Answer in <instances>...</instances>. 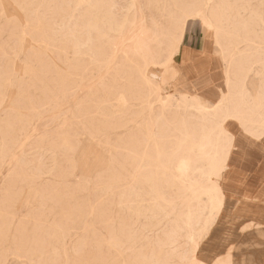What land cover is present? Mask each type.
Segmentation results:
<instances>
[{"label":"rangeland","instance_id":"obj_1","mask_svg":"<svg viewBox=\"0 0 264 264\" xmlns=\"http://www.w3.org/2000/svg\"><path fill=\"white\" fill-rule=\"evenodd\" d=\"M104 1L117 21L137 28L142 18L150 21L142 0L132 9V0ZM90 5L0 0V264H238L250 254L237 242L264 229V165L244 160L238 122H227L235 137L228 169L204 184L219 183L225 192L207 231L201 218L192 240L185 227L170 233L180 210L200 209L206 199L184 189L182 177L162 188V124L165 147L174 145L182 120L199 127L184 97L217 105L228 93L214 32L185 21L182 41L205 37L215 60L209 78L187 83L177 76L180 46L173 52L163 44L148 63L126 62L130 24L123 33L104 27L102 41L85 45ZM259 79L251 73L247 85ZM155 90L182 107L162 114ZM207 163L198 156L196 168L205 171ZM162 206L169 212L162 215Z\"/></svg>","mask_w":264,"mask_h":264},{"label":"bare ground","instance_id":"obj_2","mask_svg":"<svg viewBox=\"0 0 264 264\" xmlns=\"http://www.w3.org/2000/svg\"><path fill=\"white\" fill-rule=\"evenodd\" d=\"M137 1L132 0L128 9H132L137 4ZM142 1L146 7L152 9V14L150 21L142 18L141 27L137 28L135 24L133 25V21H117L111 16L110 9L106 8L107 5L104 0H79L80 4L89 2L90 5L91 2V8L85 12L86 36L84 44H89L90 47L94 42L97 44L102 41L105 33L104 27L119 33L134 32L131 37L133 40L132 44L122 51L125 53V60L128 64H132L135 61L148 63L152 61L154 54L163 44H166L169 49L173 48V44L177 48L180 46L184 25L181 28L179 21L185 16L201 10V5H233L235 7H213L211 9L217 16H223L225 19L220 32L219 51L224 55V60L226 61V84L228 89V74H231L232 90L230 96L225 92L222 97L225 98L226 107H230L238 115H246L252 127L258 130L261 122V108L264 106V62H262L260 56L261 45L264 44V19L261 17V0L258 6L255 7L252 0ZM246 5L251 7H245ZM104 7L107 12L103 11ZM89 13L90 17H88ZM164 13L168 17L167 20L166 18L164 20L159 19V17L165 16ZM129 24L130 27L128 28ZM126 28L128 29L126 30ZM178 29L179 38L177 39ZM214 34L217 45V34L215 32ZM242 43L245 44V47L240 48ZM94 52L100 59L98 51L95 50ZM251 52L253 55H249ZM116 60L117 53L114 52L110 61L114 62ZM166 72L163 74V80L166 79ZM251 73L260 75V83L255 81L252 86L247 85L246 78ZM151 92L155 93L156 101H162V114L168 109V106L174 110H179L182 107L174 99L166 101L163 94L156 90ZM119 102L121 105H125L127 102L124 94L120 96ZM220 103L221 99L218 104ZM183 104L185 109L194 111L195 122H197L199 127L195 131L193 124L196 123H193L194 121L182 120L180 126L183 130H181L183 137L181 136L179 140L175 138L174 145L171 142L169 146L165 147L163 135L165 130L162 124V177H164L162 188L167 185L168 180L182 177L184 179V189L194 190L193 197L197 200L199 198L206 199H204L205 204L200 209H198L199 207H189L187 210H180L174 217L173 221L175 224L172 226L170 233H176L185 227L188 229V239L192 240L194 224L200 223L201 218H204L205 223L202 225L201 230L205 232L208 229V225L221 212L225 196L221 185L218 183L211 187H205L204 184L212 175L223 173L232 147L225 153L224 144L217 129L219 113L210 110L214 109L216 105L204 102L198 96L184 97ZM237 121L239 122V120ZM198 156H202L208 161V167L205 171H198L196 168ZM221 160H223L222 164ZM168 212L169 209H164L162 206V215ZM112 242L114 241L112 240ZM198 264L204 263L200 261ZM227 264H231V262H227Z\"/></svg>","mask_w":264,"mask_h":264},{"label":"crops","instance_id":"obj_3","mask_svg":"<svg viewBox=\"0 0 264 264\" xmlns=\"http://www.w3.org/2000/svg\"><path fill=\"white\" fill-rule=\"evenodd\" d=\"M184 32L185 31L182 33L180 42L181 45L176 55V67L178 69L177 76L178 79L182 80L183 82L198 83L212 75L215 67V60L212 55L209 41H206L205 37L191 36V38H186L182 41ZM197 45H199V47H196ZM190 52H203L204 55L200 56L199 59H193V57L189 55ZM238 124L240 126L239 122ZM240 148L244 150L245 161L248 162V159L252 158L256 160V166L264 165V143H262L259 138L250 140L248 137H246V140L242 142ZM228 166L229 164L227 161L225 170L228 169ZM222 175L223 173L221 174V177ZM237 244H239V250H247L250 254L246 255L245 258L240 259L238 264H264V257L254 256L251 254V252L264 251V229H256V231H254V239L252 241L242 243L240 241L237 242Z\"/></svg>","mask_w":264,"mask_h":264},{"label":"snow or ice","instance_id":"obj_4","mask_svg":"<svg viewBox=\"0 0 264 264\" xmlns=\"http://www.w3.org/2000/svg\"><path fill=\"white\" fill-rule=\"evenodd\" d=\"M213 7L217 8H232L235 7L233 5H216L213 6L212 4H206L201 5L199 11H196L194 13H191L188 16H185L179 21V26L182 28L185 20L187 19H196L200 23L203 24L206 32H215L217 34V47L219 49L220 47V32L221 27L225 23V19L223 16H217L215 13L211 11ZM245 7H251L250 5H246ZM261 17L264 19V0H261ZM179 38V29L177 31V39ZM196 47H199L197 45ZM173 52L175 51V44H173L172 48ZM189 55L193 57V59H199L200 56L204 55L203 52L197 53V52H190ZM260 56L262 62H264V44L261 45V51ZM229 89H228V95H231L232 90V79L231 74L229 73ZM225 98H221V103L217 104L214 109H210L212 111H216L219 113V117L217 120V129L219 132V135L223 141L225 153H227L231 147L233 146V142L235 140V137L231 132L227 129V121L229 120H239L240 123V129L243 135L248 137L250 140H255L257 138L260 139L262 143H264V106L261 108V116H260V127L257 131L254 127H252L251 122L249 121L248 117L246 115H238L236 111L231 109L230 107L225 106ZM223 163V160H221V164ZM79 264H84V262H79Z\"/></svg>","mask_w":264,"mask_h":264}]
</instances>
